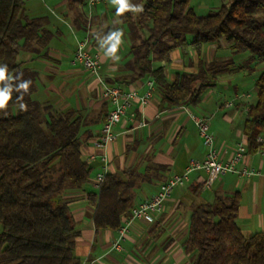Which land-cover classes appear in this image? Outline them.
Returning <instances> with one entry per match:
<instances>
[{
	"label": "trees",
	"instance_id": "16d2710c",
	"mask_svg": "<svg viewBox=\"0 0 264 264\" xmlns=\"http://www.w3.org/2000/svg\"><path fill=\"white\" fill-rule=\"evenodd\" d=\"M85 0H68L79 14ZM190 0H134L140 13L120 16L130 39L125 67L128 82L150 75L168 106L194 105L218 76L262 65L255 81L256 97L247 106L243 133L249 152L264 133V0H226L197 14ZM25 0H0V64L32 81L21 111L13 93L7 115L0 112V264H76V223L61 194L67 185L81 187L90 173L80 152L84 121L72 111L60 112L34 100L37 72L20 60L24 51L40 54L51 38L42 18H28ZM134 14V16H133ZM228 43L232 54L248 51L241 63L213 59L200 62L195 73L177 74L168 82L156 61L187 43ZM43 52L41 56H45ZM104 119V118H103ZM125 176V178H124ZM134 173H106L97 192L88 193L95 230H116L130 215ZM239 193L216 195L195 206L185 246L195 252L192 264H264V232L245 237L236 224Z\"/></svg>",
	"mask_w": 264,
	"mask_h": 264
},
{
	"label": "crops",
	"instance_id": "0c3cea01",
	"mask_svg": "<svg viewBox=\"0 0 264 264\" xmlns=\"http://www.w3.org/2000/svg\"><path fill=\"white\" fill-rule=\"evenodd\" d=\"M24 11L28 18H42V25L52 34L46 47L40 48V54L24 51L19 55L25 66L37 72L33 99L60 112L80 114L84 121L80 152L89 165V177L81 187L67 185L61 194L78 230L73 248L76 264H192L195 252L185 246L191 211L197 205L212 203L216 195L238 192L236 224L241 233L250 237L264 232V133L259 136L262 140L257 150L249 152L243 123L246 108L255 98L249 92H237L228 78L241 69L219 75L194 105L164 104L154 83L149 101L140 105L137 99L133 100L113 127V141L98 149L92 140L108 104L101 98L99 79L70 61L77 41L87 37L90 51L100 60V77L124 91L132 89L138 95L143 94L147 82L153 78L146 75L128 82L130 72L125 63L130 58V39L126 24L116 16L109 1L92 6L84 2L79 7V16L68 8V0H25ZM116 28L123 31L124 42L118 53L120 59L112 61L103 55L96 36ZM43 52L45 56H41ZM231 53L224 40L195 45L188 38L186 44L169 52L167 61H156L153 65L160 66L164 78L171 83L177 74L195 73L201 61L227 59ZM189 112L208 119L222 161L228 160L236 144L241 143L244 155L237 167L249 166L258 173L250 176L228 173L204 188L202 183L207 174L203 170L192 172L187 182L172 189L152 222L133 220L119 242L121 248H114L117 229L95 230L93 226L94 207L86 196L98 190L93 185L95 176L102 171L121 174L131 170L135 178L132 206L151 197L162 181L183 173L189 160H200L206 152ZM102 154L106 162L101 160Z\"/></svg>",
	"mask_w": 264,
	"mask_h": 264
},
{
	"label": "built area",
	"instance_id": "2783aa9c",
	"mask_svg": "<svg viewBox=\"0 0 264 264\" xmlns=\"http://www.w3.org/2000/svg\"><path fill=\"white\" fill-rule=\"evenodd\" d=\"M109 0H85L88 6L97 3L106 2ZM71 65L78 66L88 71L93 76L97 77L100 82L101 98L108 104V111L101 122V126L96 137L92 140L94 147L104 149L108 143L113 141V127L119 122L121 117L126 113L131 106L133 100L137 99L140 105H145L152 96L154 91V82L149 80L147 88L143 94L138 95L135 90L124 91L120 86L112 83H107L100 77V60L97 54L89 49V41L84 37L77 41L73 52ZM247 110V108H246ZM131 117L133 114L130 115ZM199 137L203 145L206 147V152L202 159H191L186 165L183 173L175 174L171 178L162 181L157 191L149 198L134 204L130 209V215L125 218L117 229V238L113 242V247L120 249L119 242L124 238L130 224L135 219L152 222L155 215L159 214L163 209L164 201L169 197L172 189L175 186L182 185L189 180V175L197 170H203L207 174V178L202 183V186L210 187L214 180L228 173H236L242 176H250L257 174L252 167L242 166L237 167L244 155V146L241 143L236 144L234 152L228 160L222 161L219 158L218 151L214 146V136L209 130L208 119L189 112ZM261 137H257V141L261 142ZM101 160L106 162L104 154L101 155ZM105 176L104 171L98 173L93 181V185L98 188Z\"/></svg>",
	"mask_w": 264,
	"mask_h": 264
},
{
	"label": "clouds",
	"instance_id": "9594fccd",
	"mask_svg": "<svg viewBox=\"0 0 264 264\" xmlns=\"http://www.w3.org/2000/svg\"><path fill=\"white\" fill-rule=\"evenodd\" d=\"M109 4L115 8L116 16H123L125 13H140L143 6L132 2V0H109ZM124 33L119 28L108 31L106 34H97L96 39L103 55L112 61L120 59L119 50L123 44ZM32 81L24 79L23 73L15 75L9 72L6 64H0V112L7 115V108L13 99V93H17L16 100L21 111H27L28 105L24 102L25 95L29 92Z\"/></svg>",
	"mask_w": 264,
	"mask_h": 264
},
{
	"label": "rangeland",
	"instance_id": "374dc122",
	"mask_svg": "<svg viewBox=\"0 0 264 264\" xmlns=\"http://www.w3.org/2000/svg\"><path fill=\"white\" fill-rule=\"evenodd\" d=\"M226 0H190V6L197 14H205L217 8L222 2ZM134 3V0H132ZM82 6V5H81ZM134 16V14H133ZM250 56L248 51L239 54H229V58L236 63H241ZM239 70V69H238ZM262 71V65H255L252 68L241 69V71L234 72L228 75L233 82L232 84L237 87V92H249L251 98L256 97L255 81ZM234 92V89H231Z\"/></svg>",
	"mask_w": 264,
	"mask_h": 264
}]
</instances>
